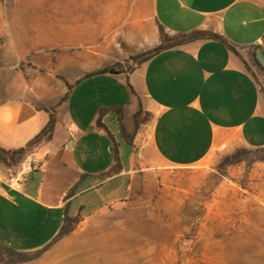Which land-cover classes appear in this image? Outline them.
Returning a JSON list of instances; mask_svg holds the SVG:
<instances>
[{"label":"crops","instance_id":"0c3cea01","mask_svg":"<svg viewBox=\"0 0 264 264\" xmlns=\"http://www.w3.org/2000/svg\"><path fill=\"white\" fill-rule=\"evenodd\" d=\"M13 12L3 14L0 8V147H25L23 159L37 167L24 194L1 182L8 165L0 162V200L18 206L17 199H32L33 193L51 198L43 186L34 189V173L42 171L43 178L49 166L67 168L73 176L57 201L40 202L68 208L87 192L80 202L89 208L80 216L86 218L127 198L144 170L163 174V169L191 166L236 148L264 147V65L259 61L264 57V0H151L149 32L135 40L139 50L161 42L159 25L169 36L207 32L219 39L176 45L117 73L97 72L116 59L100 46L38 54V41L24 37L22 16ZM112 106L120 109L125 132L133 134L131 144L114 111L101 116L105 128L97 126L99 110ZM51 107L56 119L51 138L29 144L48 122ZM139 109L135 126L133 114ZM113 144L117 151L131 149L128 157L118 152L121 169L115 173L110 172ZM86 164L93 168L85 169ZM83 181L66 198L69 187Z\"/></svg>","mask_w":264,"mask_h":264},{"label":"rangeland","instance_id":"374dc122","mask_svg":"<svg viewBox=\"0 0 264 264\" xmlns=\"http://www.w3.org/2000/svg\"><path fill=\"white\" fill-rule=\"evenodd\" d=\"M0 8L22 16L21 31L38 41V54L100 46L126 69L130 57L143 51L135 40L149 32L151 0H0ZM118 152L128 157L131 149ZM225 155L169 167L163 174L144 170L127 198L86 218L80 216L89 208L80 202L87 192L68 208L40 202L55 203L73 176L67 168L49 166L43 178L39 171L31 181L51 198L33 193L32 199H17L18 206L0 200V240L20 250L42 247L65 212L75 209L79 221L69 234L40 257L18 264H264V160L225 164Z\"/></svg>","mask_w":264,"mask_h":264},{"label":"trees","instance_id":"16d2710c","mask_svg":"<svg viewBox=\"0 0 264 264\" xmlns=\"http://www.w3.org/2000/svg\"><path fill=\"white\" fill-rule=\"evenodd\" d=\"M158 29H159L161 42L152 48L145 49L139 53L132 55L130 57V60L132 61V65L127 66L126 70H131L134 67V65H138V64L145 62L146 60L151 58L153 55L159 53L160 51H162L164 49H167V48H170V47H173L176 45L184 44V43L190 42L192 40H196V39H205V38L219 39V37L217 35H215L213 33H207V32H196V33L186 34V35H181V36H169L164 32V29L162 26L159 25ZM23 63L24 62H21V64H23ZM118 64H120V63L116 62V63L107 64L97 72H100V73L121 72L122 68H118L117 67ZM66 85H67L68 91H69L71 88V85L68 83H66ZM68 91L66 92L65 96L61 99V101H63L67 97ZM54 108L55 107H51L50 109H47V111L50 110L48 122L40 130V132L30 141L29 144L37 142V141L41 140L42 138H45V139L51 138L53 129H54L55 124H56ZM108 111H114L115 113H117L121 132L123 133L125 140L129 144H131V139H132L133 134H127L125 132V128H124L122 121H121V111L118 107L112 106L109 108H107V107L101 108L99 110L98 118L96 121L97 126L104 127V125L101 123L100 119H101V116H103V114H105ZM140 114H141L140 109L137 110L133 114L135 126H137L139 123ZM25 151H26L25 147H20V148L13 149V150L4 149V148L0 147V162L4 163L6 165L16 164L23 159V155H24ZM112 151H113V164L111 165L110 172L115 173L121 169L118 151H117V147L115 144H113ZM261 160H264V147L236 148L231 153L226 154L223 157L222 162L225 164H235V163H238L241 161L254 162V161H261ZM72 194H73V188H71L68 191L66 198H69ZM78 221H79L78 214L69 215V214H67V212H65V214L63 216L62 224H61L60 228L58 229L57 233L51 239V241H49L47 244H45L41 248H38L35 250H20V249H17L15 247L11 246L10 244L0 240V264L26 263V262H29L31 260H34V259L40 257V255L49 247V245L51 243H53L55 240L65 236V235L69 234L73 230L74 224L77 223Z\"/></svg>","mask_w":264,"mask_h":264},{"label":"built area","instance_id":"2783aa9c","mask_svg":"<svg viewBox=\"0 0 264 264\" xmlns=\"http://www.w3.org/2000/svg\"><path fill=\"white\" fill-rule=\"evenodd\" d=\"M36 167L35 161L24 158L16 164L8 165V175L1 182L10 189H21L25 185L30 172Z\"/></svg>","mask_w":264,"mask_h":264},{"label":"water","instance_id":"95a60500","mask_svg":"<svg viewBox=\"0 0 264 264\" xmlns=\"http://www.w3.org/2000/svg\"><path fill=\"white\" fill-rule=\"evenodd\" d=\"M259 61L264 65V57L263 58H259Z\"/></svg>","mask_w":264,"mask_h":264}]
</instances>
